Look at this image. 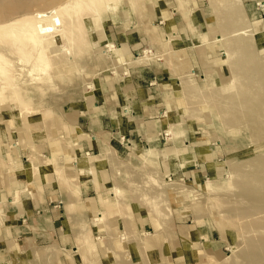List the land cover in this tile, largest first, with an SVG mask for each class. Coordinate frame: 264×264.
<instances>
[{"label": "rangeland", "instance_id": "374dc122", "mask_svg": "<svg viewBox=\"0 0 264 264\" xmlns=\"http://www.w3.org/2000/svg\"><path fill=\"white\" fill-rule=\"evenodd\" d=\"M74 1H24L25 11L68 9L32 26V39L0 32V216L19 173L32 179L44 170L52 180L54 171L73 189L75 160L66 153L88 114L114 118L128 93L133 119L147 104L136 99L139 87L151 85L145 120L165 117L166 138L149 141L159 152L128 170L144 179L133 188L154 214L140 217V228L150 226L136 248L107 257L80 233L79 261L264 264V14L253 18L246 0ZM179 147L187 164L163 163ZM103 219L111 233L112 219Z\"/></svg>", "mask_w": 264, "mask_h": 264}, {"label": "crops", "instance_id": "0c3cea01", "mask_svg": "<svg viewBox=\"0 0 264 264\" xmlns=\"http://www.w3.org/2000/svg\"><path fill=\"white\" fill-rule=\"evenodd\" d=\"M246 2L250 4L248 11L253 18L264 14V4L257 7L256 0ZM155 88L139 87L136 99L147 103L142 109L146 110L152 101L146 96L147 92ZM122 100L126 103L123 111L116 112L112 119L107 120L105 112L101 111L88 114V126L87 129L82 127L78 145L67 149L66 155L75 160L69 167L70 173L72 170V174L78 176L73 189L63 187L54 171L52 180L44 170L32 179L18 174L0 216V264H15L31 258L50 264H82L79 261L80 233L88 236L90 244L103 257L116 249L127 252L137 247L140 231L150 226L140 228L138 219L152 218L154 214L146 193L133 188L145 185L144 179L131 177L128 170L141 164L140 159L152 158L150 151L159 150L146 145L149 141L166 138L160 135L166 128V119L145 120L148 114L144 110L130 119L129 105L134 102H127L128 93H123ZM127 120L133 125L128 126ZM150 124L155 131L148 129ZM122 135L133 145H121ZM177 143H181V138ZM179 148V154L163 153V163L168 162L174 168L186 165V155ZM80 156L85 159L83 163L78 162ZM118 202L121 209L117 207ZM103 218L112 219L111 233Z\"/></svg>", "mask_w": 264, "mask_h": 264}, {"label": "bare ground", "instance_id": "6f19581e", "mask_svg": "<svg viewBox=\"0 0 264 264\" xmlns=\"http://www.w3.org/2000/svg\"><path fill=\"white\" fill-rule=\"evenodd\" d=\"M24 1L27 2V0H0V32H13L17 36L16 40L19 41L27 38L32 39V26H36L35 24L54 17L61 9H68V2H63L44 13L25 11L29 10L30 6ZM74 4L76 7L81 6L78 0H75ZM22 48L23 45L18 46V49ZM4 50L0 48V56L3 55Z\"/></svg>", "mask_w": 264, "mask_h": 264}]
</instances>
